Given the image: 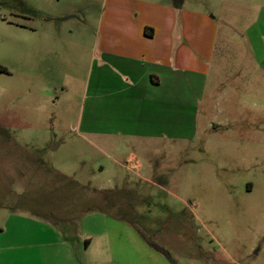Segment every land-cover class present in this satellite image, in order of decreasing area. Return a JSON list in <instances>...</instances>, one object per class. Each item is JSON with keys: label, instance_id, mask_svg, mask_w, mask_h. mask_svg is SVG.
Segmentation results:
<instances>
[{"label": "rangeland", "instance_id": "rangeland-1", "mask_svg": "<svg viewBox=\"0 0 264 264\" xmlns=\"http://www.w3.org/2000/svg\"><path fill=\"white\" fill-rule=\"evenodd\" d=\"M104 1L0 0V264H144L150 242L176 264H264V0H137L194 15L202 77L175 93L194 136L95 147L74 126Z\"/></svg>", "mask_w": 264, "mask_h": 264}, {"label": "crops", "instance_id": "crops-1", "mask_svg": "<svg viewBox=\"0 0 264 264\" xmlns=\"http://www.w3.org/2000/svg\"><path fill=\"white\" fill-rule=\"evenodd\" d=\"M104 2L99 24L101 39L92 49L94 56L86 82L85 112L74 129L86 144L92 145L96 144L93 139L120 135L192 140L196 122L193 101L188 97L177 100L175 93L183 86L187 88L197 70L202 77L203 69L197 67L202 57L193 51L195 46L204 51L206 45L202 38L194 40L193 13L137 0ZM178 28L180 37L175 36ZM205 88L203 85L198 99ZM176 118L182 120L180 132ZM110 233L105 232V236ZM89 237L74 245L75 253L91 250ZM44 243L28 242L30 247L39 248V253H44L39 247ZM139 247L144 264H172L152 246ZM125 249L122 253L127 252ZM75 253L68 255L67 263H74V257L78 260Z\"/></svg>", "mask_w": 264, "mask_h": 264}, {"label": "trees", "instance_id": "trees-1", "mask_svg": "<svg viewBox=\"0 0 264 264\" xmlns=\"http://www.w3.org/2000/svg\"><path fill=\"white\" fill-rule=\"evenodd\" d=\"M150 246H152L156 251L160 252L161 254H163L170 262H172V264H176V262L173 260L171 254L169 253L168 250L162 248L161 246H159L156 243H148Z\"/></svg>", "mask_w": 264, "mask_h": 264}, {"label": "built area", "instance_id": "built-area-1", "mask_svg": "<svg viewBox=\"0 0 264 264\" xmlns=\"http://www.w3.org/2000/svg\"><path fill=\"white\" fill-rule=\"evenodd\" d=\"M138 168H139V166H138Z\"/></svg>", "mask_w": 264, "mask_h": 264}]
</instances>
